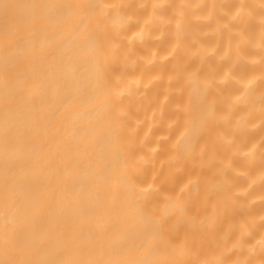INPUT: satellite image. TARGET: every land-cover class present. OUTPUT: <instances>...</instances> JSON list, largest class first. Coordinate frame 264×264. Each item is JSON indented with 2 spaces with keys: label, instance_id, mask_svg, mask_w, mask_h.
<instances>
[{
  "label": "bare ground",
  "instance_id": "6f19581e",
  "mask_svg": "<svg viewBox=\"0 0 264 264\" xmlns=\"http://www.w3.org/2000/svg\"><path fill=\"white\" fill-rule=\"evenodd\" d=\"M0 264H264V0H0Z\"/></svg>",
  "mask_w": 264,
  "mask_h": 264
}]
</instances>
